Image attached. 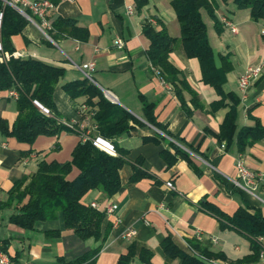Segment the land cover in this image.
<instances>
[{"label": "crops", "instance_id": "obj_1", "mask_svg": "<svg viewBox=\"0 0 264 264\" xmlns=\"http://www.w3.org/2000/svg\"><path fill=\"white\" fill-rule=\"evenodd\" d=\"M52 1L54 7L48 12V19L73 18L78 26L88 29V38L82 41L69 36L47 37L45 29L33 18L21 33L12 36L14 56L36 58L64 69L52 99L58 115L76 125V129L53 136L38 135L32 143L19 141L6 132L18 114L17 98L9 94L10 89L0 92V242L11 260L15 264H67L100 244L91 237L81 239L72 229L64 227L60 212L54 218L37 221L33 228L21 227L9 220L15 212L14 202L7 204L12 187L34 173L39 161L70 160L74 147L83 139L82 134L88 131L99 136L90 115L95 107L86 103L85 96L71 99L63 88L67 82L86 77L81 65L90 60L95 65L89 79L114 95L118 104L136 119L128 132L107 139L115 147L128 150L127 161L119 170L120 189L110 197L99 190H90L83 197L85 203L98 202L102 211L108 203L117 204L115 214L104 217L102 231L107 225L110 231L92 264H116L130 245L135 246L136 253L130 264H142L137 255L142 248L152 252V264H181L179 257L172 258L164 251L162 242L167 239L185 251L190 241L197 243L232 262L249 254V238L200 203L207 202L227 215L241 206L264 212V137L249 141L241 151L237 138L242 127H254L257 122L264 126V72L245 97L238 85V78L247 66L264 65L261 36L264 19L253 20L249 9L237 8L233 0H213L215 19L221 26L218 32L214 18L205 8L200 9L214 63L219 68L227 67L221 86L226 96L222 97L201 80L199 60L187 57L178 40L169 60L188 80L201 104L194 108L189 101L191 95L184 91L191 110L187 114L173 88L152 69L146 56L149 40L142 32L144 20L149 19L156 28L160 27V21L170 35L180 37V25L170 0H149L140 11L134 8L132 0ZM129 6H133L131 13ZM223 18L232 22L236 31ZM118 37L124 41L122 48L115 45ZM229 93L235 94L239 101L235 105L232 139L224 147L225 142L219 140L218 134L233 104ZM215 102L221 104L213 108ZM145 103L149 106L145 107ZM152 122L164 127L167 134ZM238 156L261 173L259 185L252 193L232 182L238 179L235 166ZM137 159L142 160L140 166ZM135 167L144 175L131 180ZM77 174L78 169L73 167L67 178ZM167 181L172 182L174 189L165 185ZM114 216L120 218L116 226ZM131 228L136 234L124 238V231ZM248 264H264V256Z\"/></svg>", "mask_w": 264, "mask_h": 264}, {"label": "trees", "instance_id": "obj_2", "mask_svg": "<svg viewBox=\"0 0 264 264\" xmlns=\"http://www.w3.org/2000/svg\"><path fill=\"white\" fill-rule=\"evenodd\" d=\"M132 1L137 11L149 2V0ZM233 2L237 8L249 9L253 20L264 19V0H233ZM170 5L175 10L180 25V37L170 35L160 21H158L160 27L156 28L149 19H145L142 32L149 40L146 56L160 79L173 88L182 109L190 114L191 110L184 97V91L191 95L189 101L194 108L201 107L199 97L181 71L169 60L170 52L174 44L178 40L181 41L185 55L199 60L201 80L225 97L221 86L227 67L219 68L214 63V52L208 40L200 9L205 8L214 18L216 31L220 32L221 26L215 19L213 0H170ZM27 22L28 19L20 12L0 0V92L12 88L18 92L16 99L18 114L11 129L6 132L19 141L32 143L38 135H57L63 130L76 129V125L72 124V127H69L64 122L70 123L58 115L52 99L53 91L59 78L64 74V69L36 58L14 56L12 36L21 33ZM47 33L53 39L69 36L82 41L89 35L86 27L78 26L75 19L67 17H57L52 20L51 29ZM63 88L71 99L85 96L86 103L95 107L92 118L99 136L104 139L128 132L132 128L131 122H136L134 116L118 103L109 101L102 90L87 77L67 82ZM227 96L232 98L233 104L224 117L218 134L219 140L225 142L224 147L232 139L235 128V105L239 101L233 93ZM34 101L47 108L49 114L44 113ZM220 104L215 102L212 106L215 108ZM144 106L149 105L145 103ZM152 123L165 135L167 134L164 127ZM262 137H264V126L258 122L254 127H242L237 134L240 151L249 141ZM113 147L114 154L95 146L91 139H82L74 147L70 160L39 161L37 170L18 181L10 190L7 204L14 202L15 208V212L9 217L10 222L24 228H33L37 221L54 218L57 212H60L64 227L72 229L79 238L91 237L100 241L94 249L67 264H92L100 251L101 243L110 231V225L102 231L104 211L91 206L90 203H85L83 197L90 190H99L106 197H110L120 189L119 170L127 161L128 150L114 145ZM177 152L184 155L181 150ZM136 161L140 166L142 160ZM73 167L78 169V174L68 179L67 175ZM143 175L144 172L139 167H135L130 179L135 180ZM200 204L249 238L251 252L236 262L254 263L259 260L262 244L257 238L264 237V212L260 208L241 206L232 215H227L207 202L202 201ZM1 246L4 249V246ZM162 247L168 256L179 257L182 260L181 264H212L217 258L225 259L223 255L214 254L191 241L187 251L180 249L169 239L162 242ZM135 255V246L130 245L128 252L121 255L116 264H130ZM137 255L142 264H152L150 250L142 248Z\"/></svg>", "mask_w": 264, "mask_h": 264}, {"label": "built area", "instance_id": "obj_3", "mask_svg": "<svg viewBox=\"0 0 264 264\" xmlns=\"http://www.w3.org/2000/svg\"><path fill=\"white\" fill-rule=\"evenodd\" d=\"M1 1L4 4L10 5L14 9H16L28 20L33 21V18H36L39 27L45 29L46 33L49 29H51V21L48 19V12L50 9L54 7V3L52 0H1ZM132 9L133 6L128 7V11L130 13L132 12ZM223 21L226 25H228L232 29V31H236L237 28L232 22L226 20L225 18H223ZM261 36L262 38H264V25L261 26ZM47 37L50 36L47 35ZM115 45L118 48H122L124 46V41L120 37H118L115 39ZM94 65H95L94 60L87 61L81 65V68L84 70L87 78L91 79L90 72L94 69ZM262 72H264V65L259 63V64L247 66L244 69V71L240 74L238 78V85L243 97H245L247 90L260 78ZM102 92L104 96L111 102L115 103V101H117L116 97L112 95L108 90L102 89ZM9 94L14 98L18 97V92L16 89H10ZM34 102L37 106L39 105L38 107L44 113L49 114L47 108L42 106L37 101ZM83 109L86 110L87 108L83 106ZM90 115H92V112L90 113ZM64 122L69 127H72V123H68L66 121ZM93 127L96 128V125H94ZM82 138L91 139L95 146L109 153L112 154L115 153L113 144L101 136H92L87 131L84 134H82ZM235 166L238 172V179H232L233 184L244 191H248L252 193L259 185V181L261 179V173L248 167L241 156H238V158L236 159ZM165 185L169 189H174V186L170 181H167ZM90 205L95 208H99V203L96 201H92ZM116 209H117V204L108 203L104 207L103 211L106 216H112L115 214ZM119 222H120V218L118 216H114L113 225L116 226L119 224ZM135 234H136V230L131 228L124 231L122 236L124 238H132ZM197 238L199 239L201 238L200 233H197ZM257 240L262 244V249L260 251V257H261L264 256V237H258ZM0 264H15L11 260L6 250L2 248L1 242H0ZM212 264H248V263L245 262L238 263L229 260H214L212 261Z\"/></svg>", "mask_w": 264, "mask_h": 264}, {"label": "water", "instance_id": "obj_4", "mask_svg": "<svg viewBox=\"0 0 264 264\" xmlns=\"http://www.w3.org/2000/svg\"><path fill=\"white\" fill-rule=\"evenodd\" d=\"M115 103H118V101H115ZM39 106V105H38Z\"/></svg>", "mask_w": 264, "mask_h": 264}, {"label": "rangeland", "instance_id": "obj_5", "mask_svg": "<svg viewBox=\"0 0 264 264\" xmlns=\"http://www.w3.org/2000/svg\"><path fill=\"white\" fill-rule=\"evenodd\" d=\"M110 101V100H109ZM114 103V102H113Z\"/></svg>", "mask_w": 264, "mask_h": 264}]
</instances>
